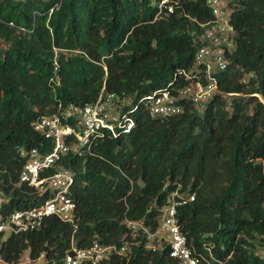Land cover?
I'll return each mask as SVG.
<instances>
[{"label":"trees","instance_id":"1","mask_svg":"<svg viewBox=\"0 0 264 264\" xmlns=\"http://www.w3.org/2000/svg\"><path fill=\"white\" fill-rule=\"evenodd\" d=\"M229 7L235 35L217 85L233 94L213 95L201 111L185 103L176 115L150 117L138 99L183 84L180 71L192 68L201 24L210 19L203 0L168 16L149 0H0L2 214L47 197L17 182L19 150L51 147L33 128L41 116L91 103L102 89L133 120L128 132H103L57 163L73 176L74 226L50 216L37 229L0 233L1 261L14 264L27 251L30 261L58 264L70 239L77 247L130 240L122 221L152 229L177 187L194 195L176 214L195 250L205 254L203 244L227 264H264V109L254 94H264V0ZM161 263H170L166 249L146 251L141 242L111 262Z\"/></svg>","mask_w":264,"mask_h":264},{"label":"built area","instance_id":"2","mask_svg":"<svg viewBox=\"0 0 264 264\" xmlns=\"http://www.w3.org/2000/svg\"><path fill=\"white\" fill-rule=\"evenodd\" d=\"M187 1L194 0H149V4L155 7L158 15L168 16ZM229 2L230 0H203L210 19L201 24L204 27L197 37L192 68L180 71L183 84L175 87L168 83L138 99V103L150 117L176 115L182 111L185 103H190L197 111H201L213 95L233 94L222 92L217 85V75L226 67V52L231 50L235 35L230 23ZM8 24L11 25V22ZM245 80L246 76H243L241 81ZM254 94L264 109V94ZM119 102L117 95L102 94L101 89L93 102L68 104L60 109L58 107L55 112L43 115L33 123L34 130L51 141V147L44 152L37 148L19 150V155L25 157V161L18 172L17 182L32 187L37 194L47 193V197L38 205L2 214L1 208L6 196L0 190V233L3 236L37 229L43 219L50 216L74 226L75 203L70 197L73 176L57 163L68 151L78 152L103 132L112 137L118 132H128L133 120L128 111H121ZM193 196V193L179 191L177 187L168 192L152 229L141 221L124 219L122 222L130 231L131 239L123 238L118 245L94 240L85 247H77L70 239L69 248L58 264H111L116 256H127L131 246L138 242H141L146 251L166 249L169 264H227L226 260L215 258L203 244L205 254L195 250L181 233L177 209L191 202ZM135 237L138 239L135 240Z\"/></svg>","mask_w":264,"mask_h":264},{"label":"rangeland","instance_id":"3","mask_svg":"<svg viewBox=\"0 0 264 264\" xmlns=\"http://www.w3.org/2000/svg\"><path fill=\"white\" fill-rule=\"evenodd\" d=\"M43 257L39 256L35 261H30L27 257V251H24L18 261L14 264H41ZM0 264H7L0 260Z\"/></svg>","mask_w":264,"mask_h":264}]
</instances>
